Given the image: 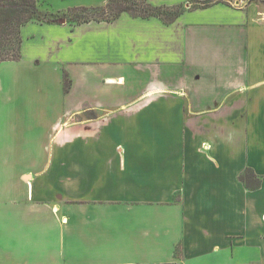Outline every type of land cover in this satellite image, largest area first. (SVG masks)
<instances>
[{
  "label": "crops",
  "instance_id": "obj_1",
  "mask_svg": "<svg viewBox=\"0 0 264 264\" xmlns=\"http://www.w3.org/2000/svg\"><path fill=\"white\" fill-rule=\"evenodd\" d=\"M257 14L23 24L0 62V264H264Z\"/></svg>",
  "mask_w": 264,
  "mask_h": 264
},
{
  "label": "trees",
  "instance_id": "obj_2",
  "mask_svg": "<svg viewBox=\"0 0 264 264\" xmlns=\"http://www.w3.org/2000/svg\"><path fill=\"white\" fill-rule=\"evenodd\" d=\"M196 2L200 5L185 8L184 3L153 5L148 0H108L97 6H73L65 10L62 15L46 12V17H41L39 12L42 3L39 0H0V62L20 59L22 43L20 28L31 20L47 23L61 19L75 23L91 20L113 21L125 12L133 17L155 16L168 24L186 9L203 8L216 3L230 4L229 0H198ZM67 16L70 19H67ZM63 82L64 90L68 92L71 79L67 74H64ZM239 179L251 189L259 184V178L251 168L241 173Z\"/></svg>",
  "mask_w": 264,
  "mask_h": 264
},
{
  "label": "rangeland",
  "instance_id": "obj_3",
  "mask_svg": "<svg viewBox=\"0 0 264 264\" xmlns=\"http://www.w3.org/2000/svg\"><path fill=\"white\" fill-rule=\"evenodd\" d=\"M39 1L42 3L41 9H40V12H39V15L41 17H46L45 16L46 12L48 14L57 13L59 15H62V13L64 12V11H59V13H58V11H55V10L51 9L52 7H51V4L49 2H46L44 0H39ZM196 1H198V0H188V1L184 2L185 6H186L185 8H187L189 6H192V5H196V6L200 5ZM229 1H230V4H232V5H241L242 7L251 6V7L255 8L256 12H258L257 17L259 19H261V18L264 19V0H229ZM73 6H86V5H73ZM73 6H70V7H73ZM94 6H97V5H94ZM67 9L68 8H66V10ZM48 16H50V15H48ZM67 19H70V18L67 16Z\"/></svg>",
  "mask_w": 264,
  "mask_h": 264
},
{
  "label": "water",
  "instance_id": "obj_4",
  "mask_svg": "<svg viewBox=\"0 0 264 264\" xmlns=\"http://www.w3.org/2000/svg\"><path fill=\"white\" fill-rule=\"evenodd\" d=\"M64 19H61V21H63Z\"/></svg>",
  "mask_w": 264,
  "mask_h": 264
}]
</instances>
